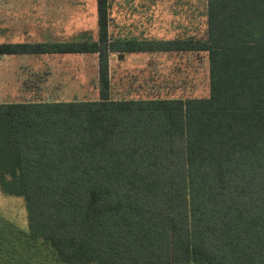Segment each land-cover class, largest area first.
<instances>
[{
	"label": "trees",
	"instance_id": "obj_1",
	"mask_svg": "<svg viewBox=\"0 0 264 264\" xmlns=\"http://www.w3.org/2000/svg\"><path fill=\"white\" fill-rule=\"evenodd\" d=\"M206 1L203 32L115 36L97 0L96 36L0 42L98 58L97 98L0 99V189L28 217L0 214V264H264V0Z\"/></svg>",
	"mask_w": 264,
	"mask_h": 264
},
{
	"label": "rangeland",
	"instance_id": "obj_2",
	"mask_svg": "<svg viewBox=\"0 0 264 264\" xmlns=\"http://www.w3.org/2000/svg\"><path fill=\"white\" fill-rule=\"evenodd\" d=\"M206 4V0H112L110 31L115 36L127 33L159 38L203 32ZM97 16V0H0V42L68 40L85 31L96 36ZM187 59L190 56L185 58V67L189 66ZM147 61L142 54H129L123 59L113 54L110 63L115 71L135 73ZM154 61L162 68L175 62L165 57ZM188 71H182L179 78ZM97 75L98 58L94 54L0 56V98H97ZM145 76L139 74L140 78ZM201 84L206 86L204 78ZM121 89L117 85L115 92ZM0 214L20 228L28 226L25 200L1 189Z\"/></svg>",
	"mask_w": 264,
	"mask_h": 264
},
{
	"label": "water",
	"instance_id": "obj_3",
	"mask_svg": "<svg viewBox=\"0 0 264 264\" xmlns=\"http://www.w3.org/2000/svg\"><path fill=\"white\" fill-rule=\"evenodd\" d=\"M123 58H124V55L121 54V55L119 56V59H123Z\"/></svg>",
	"mask_w": 264,
	"mask_h": 264
},
{
	"label": "crops",
	"instance_id": "obj_4",
	"mask_svg": "<svg viewBox=\"0 0 264 264\" xmlns=\"http://www.w3.org/2000/svg\"><path fill=\"white\" fill-rule=\"evenodd\" d=\"M12 57V56H11ZM23 57V56H22ZM1 99V98H0Z\"/></svg>",
	"mask_w": 264,
	"mask_h": 264
}]
</instances>
